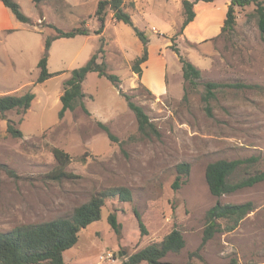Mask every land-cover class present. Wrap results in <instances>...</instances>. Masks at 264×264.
<instances>
[{
	"label": "rangeland",
	"instance_id": "obj_1",
	"mask_svg": "<svg viewBox=\"0 0 264 264\" xmlns=\"http://www.w3.org/2000/svg\"><path fill=\"white\" fill-rule=\"evenodd\" d=\"M16 1L31 23L13 15V31L0 33V95L31 90L36 96L27 112L10 110L0 117V163L15 172L12 176L0 169V231L69 217L101 189L125 186L132 200L107 199L101 219L83 228L78 243L64 252L65 264H121L145 246L160 243L174 229L182 231L186 244L180 252L163 257V264H264V181L215 196L206 180L208 164L219 159L257 158L233 180L264 170V40L253 16L255 5L236 6L233 30L222 31L201 47L184 43V51L197 47L204 56L189 59L188 53L182 54L201 70L196 86L184 79L182 63L172 47H178L180 33L168 35L171 49L159 50L168 60L167 88L158 92L133 70L143 44L134 27L124 22L111 24L102 36L91 33L54 40L48 53V69L54 76L38 83L45 38L56 33L52 24L64 30L77 27L81 12L94 3L80 0L84 6L70 12L63 0ZM126 4L132 7L134 1L126 0ZM87 22L90 27L97 25L93 19ZM152 29L145 35L153 44H163L167 35ZM101 44L110 71L121 81L114 84L90 72L83 82V101L90 113L77 107L60 118L65 80ZM146 64H141L143 70ZM148 77L153 80L152 71ZM209 81L253 87H219L210 100V115L202 99ZM126 96L144 108L159 135L146 136L139 130ZM8 119L14 120L22 137L7 131ZM100 123L118 140H111ZM55 147L70 153L67 170L78 177L54 180L48 176L57 165ZM180 163H190L191 168L175 190ZM247 201L254 203V209L238 227L216 233L201 247L207 210L217 202ZM112 212L122 225L120 234L108 221ZM108 253L113 257L102 261L100 256Z\"/></svg>",
	"mask_w": 264,
	"mask_h": 264
},
{
	"label": "trees",
	"instance_id": "obj_2",
	"mask_svg": "<svg viewBox=\"0 0 264 264\" xmlns=\"http://www.w3.org/2000/svg\"><path fill=\"white\" fill-rule=\"evenodd\" d=\"M33 1L37 2L39 0ZM200 1L212 2L214 0H183L184 21L180 34L196 17L195 5ZM2 2L19 21L31 23V18L23 12L18 1L2 0ZM124 3L125 0H99L94 14L81 18L80 25L70 30H64L52 24L56 29V33L45 38L44 54L38 62L40 72L37 82L42 83L54 76L48 69V53L54 40L91 34L92 30L86 25L90 18L96 20L97 28L95 33L100 34L105 28L109 11L112 12L116 21L133 26L137 36L141 39L143 44L142 54L135 59L133 70L142 75L141 64L148 59L149 39L144 31L134 26L132 16L125 10ZM252 3L255 5L253 16L256 18L259 31L264 40V0H231L228 4L227 16L222 31H231L235 28L237 22L236 6H246ZM172 47L182 63L184 79L191 85L196 86L201 78V70L191 60L184 57L178 47L174 44ZM90 72L105 76L114 84H118L121 81L119 75L110 71L109 64L105 59V50L103 44H101L100 48L93 53L90 59L84 65L73 69L71 77L65 80L64 91L60 96L62 103L59 112L60 118L65 115L66 111H73L77 107H82L84 111L90 113L83 101L85 96L83 82ZM226 85L232 87H253V85L243 83L206 82V90L202 99L206 102V109L210 115L212 114L210 100L216 96V89ZM35 96V93L31 90L22 94L0 95V117L5 118L6 112L10 110L27 112ZM126 97L129 107L136 115L139 130L146 136L151 134L159 135L156 124L151 121L144 108L131 101L129 96ZM100 125L107 131L111 140H118L107 125L104 123H100ZM7 131L16 137L23 136V132L16 127V123L12 119H8ZM53 153L57 160V165L49 172L48 176L50 178L61 180L63 178L78 177L75 173L67 170V166L72 159L70 153L59 147H55ZM256 160L257 158L252 156L242 159H219L210 162L206 169V180L211 193L215 196H222L223 194L233 193L264 181V170H258L254 173L248 172L245 176L233 180L235 174L242 167L248 166ZM190 168V163L177 165L179 174L173 183L175 190L181 186L183 175H188ZM0 169H4L12 176L15 175V172L7 165L0 163ZM115 197H118L121 201H131L132 192L125 186L103 188L93 194L88 201L77 206L69 217H59L43 222L23 223L15 226L12 230L0 231V264H65L64 252L78 243L80 232L83 228L101 219L102 209L106 200ZM253 209L254 203L252 201L242 203L217 202L214 204L206 212V226L201 247L212 239L216 233L236 229ZM135 214L140 227L144 229V223L137 210H135ZM108 221L114 231L120 234L122 225L118 221L116 213L112 212L108 216ZM185 244L186 240L182 231L174 229L160 243H151L145 246L133 253L121 264H141L144 261L149 264H163L161 261L163 257L169 252H180Z\"/></svg>",
	"mask_w": 264,
	"mask_h": 264
},
{
	"label": "crops",
	"instance_id": "obj_3",
	"mask_svg": "<svg viewBox=\"0 0 264 264\" xmlns=\"http://www.w3.org/2000/svg\"><path fill=\"white\" fill-rule=\"evenodd\" d=\"M63 1L66 5V9H68L70 12L73 10L72 8L84 6V4H79L80 0ZM92 1L94 3L93 8H91L87 12H81L79 16L80 19L94 14L99 0ZM133 1L134 5L132 7L126 4V0L124 4L125 10L132 16L134 26L145 32L155 27L158 28L161 33L167 35L164 36L166 40L163 42V44H153L150 37H148L149 54L148 59L145 61V63H147V67L144 66V70L142 68L141 75L143 81L147 84L148 87L158 92H164V90L167 88L166 67L168 65V60L166 58V53H160L159 50L161 48L171 49L169 43L171 37L168 35H174L181 30L184 21L183 0ZM230 1L231 0H214L212 2L200 1L195 5V10L197 12L196 17L184 28L183 33L180 34L176 39V41L178 42V47L182 54L184 53L185 55V53H188L190 55H188L189 59L190 57H197L201 59L204 58L197 47L192 48L193 50L189 52L185 50V52L184 43L186 41H189L190 43H193L196 46L198 45L199 47L200 45L203 46L205 42L211 40L212 38L218 37L222 33V29L225 24L228 4L230 3ZM13 15L14 14L12 13V11L4 5L2 0H0V33L13 31L15 27V19ZM120 23L121 22H118L113 18V14L111 13V16L107 18L105 28L100 33V35H105V33L109 30L111 24L117 26ZM86 25L92 30L91 33H95L97 25L90 27L88 22ZM149 71L153 72V80H150L148 77Z\"/></svg>",
	"mask_w": 264,
	"mask_h": 264
},
{
	"label": "built area",
	"instance_id": "obj_4",
	"mask_svg": "<svg viewBox=\"0 0 264 264\" xmlns=\"http://www.w3.org/2000/svg\"><path fill=\"white\" fill-rule=\"evenodd\" d=\"M112 257H113V254L112 253H108L107 255H101L100 259L103 261V260H106V258H112Z\"/></svg>",
	"mask_w": 264,
	"mask_h": 264
}]
</instances>
